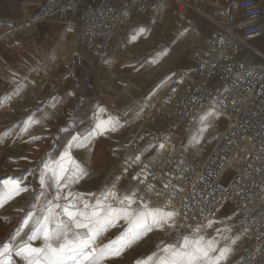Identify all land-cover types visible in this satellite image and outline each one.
Wrapping results in <instances>:
<instances>
[{
    "label": "built area",
    "instance_id": "1",
    "mask_svg": "<svg viewBox=\"0 0 264 264\" xmlns=\"http://www.w3.org/2000/svg\"><path fill=\"white\" fill-rule=\"evenodd\" d=\"M28 5L35 11V23L66 24L71 39L65 58L92 70L112 56V44L128 16L171 22L192 52L193 67L167 87L166 114L181 120L215 111L227 128L208 154L184 160L176 155L173 128L166 126L156 161L134 162L131 179L140 189L156 188L153 206H167L198 226L214 221L230 205L239 213L238 264H264V55L250 49L262 59L259 65L241 57L248 41L262 33L258 20L264 18V4L240 0L230 8L211 0H121L115 7L109 0H29ZM193 15L211 24L214 32L201 36ZM144 144L131 141L135 151ZM230 168L235 171L226 183ZM181 234L171 235L169 242L178 243Z\"/></svg>",
    "mask_w": 264,
    "mask_h": 264
},
{
    "label": "rangeland",
    "instance_id": "2",
    "mask_svg": "<svg viewBox=\"0 0 264 264\" xmlns=\"http://www.w3.org/2000/svg\"><path fill=\"white\" fill-rule=\"evenodd\" d=\"M28 2L29 0H0V30H4V32L0 34L1 42L3 39L11 37L14 33L26 34L30 32V30L34 28V24H46L35 23V11L33 8L29 7ZM141 19L143 20L144 18H140V21H134L130 27L128 24H124L122 22V26L124 27L119 28L123 29L121 30L122 33L117 32V39L114 42L118 51L117 54H119H116L108 60L98 64L101 65L102 69L100 74L96 73V76L90 78L88 81L80 79L78 86L80 94H83L82 98L84 99V104L77 117V121H75L74 124L73 122L68 124L67 134L69 140H71V137L74 135H78L81 138L88 136V133L93 130L95 124L100 121L96 120L94 117L96 109L100 106L104 107V113L101 120H108L109 117H112L113 119H123L124 117L121 116V112H125L127 109H130V107L122 97L118 96L119 93L122 92L123 87L132 83L134 85L132 89L136 93H140L139 90L141 89H147L148 91L145 92L146 94L143 95L142 98L145 99L149 105H155L152 107V109L155 108L154 117L149 115L147 121H150L149 126L153 125L154 119H156L159 124L156 126L153 125L149 130H143L137 137L138 139L143 140L144 143H147L146 146L150 144L148 149L152 144H155V157L153 156L154 160L148 159V162L154 163L156 161L155 158H157L156 155L159 153L160 149V144L158 142L160 136L166 126L171 124L170 120H172L167 118L164 110L166 109L165 103L169 87L164 92L163 87L167 85L169 86L174 81H177L180 78L181 73L191 70L193 63L191 60L192 52H188L187 48L186 51L181 50L183 47L181 49L179 48L182 45H184V47L186 46L185 43L182 42L179 44L178 48H176V51L170 56L171 59L174 56L175 60H169L166 65H164L165 62H155L152 66H150L144 58L145 55H148L155 49V41H161L160 31L163 26L167 25L176 36L177 33L172 29L168 22L157 23L152 18L147 17L146 19L151 23V25L147 30H143V35H140V27L142 23ZM69 34L71 37L70 32ZM125 35H128L127 37L129 39L131 38L130 35L133 37H136L137 35L139 36V39L133 44H129L127 42L128 38H126ZM70 39L66 42L61 53L64 58V53ZM121 54L126 60V65L124 67H120V60H118V56ZM188 63L190 66H188ZM108 86L113 87L117 93H109ZM136 93H134V95H136ZM116 95L118 97L116 102L117 107H114L111 105V102L114 101ZM157 100H159V102L156 106ZM133 104L134 106L136 105L135 103ZM163 106L164 109H162ZM156 110L160 112H156ZM137 114L140 116L142 115L139 113ZM72 115L74 116V111L70 110L69 116ZM195 118H197V121L199 120L197 124L195 123V131L197 130L196 136L194 141L189 140L186 146L181 145L180 150L178 151L177 149L176 155L180 159H189L195 153L208 154L217 144L227 128V121L225 120L220 127L218 126L220 115L217 112L212 111L195 115L192 118L172 120L174 122L171 124L173 132L178 128L181 123L180 121L194 124L196 121ZM123 120L126 122V119ZM132 127L134 128L133 125ZM127 128V131L129 132L130 125H128ZM127 131H123L122 133L120 132V135L117 131H109L104 135H100L98 138L96 135L86 147H74L70 150L73 159L76 160L77 158V160H80V165L87 172V175L83 176L78 183L71 185L70 190L74 195L80 194L82 199L84 198L91 202L90 205H95L97 199H103L101 194L107 192L108 190L115 191L122 197L125 195L124 193H127L130 191V188H132V192L136 193V202L132 204V209L141 208L143 203L148 204L150 207H155L152 204V195L156 192V188L151 185L146 189H140L133 183L130 176L131 167L134 163L133 161L136 160L135 157L139 156L140 159H142L143 155L149 156L150 152L148 151L147 154L136 153V155H134L135 152L133 151V148H131L132 145L128 144L126 140L129 133L135 134V132L130 131L128 133ZM174 135L177 144H179V140L183 139L182 136L176 132H174ZM125 142L128 144V146L125 145L128 149L125 157L121 158V151ZM194 145L198 146L200 150L197 149V147H194ZM33 146L31 143L29 144L27 139H16L12 142V146L5 149L7 152L10 150L15 152L13 155L14 161L12 163H6L5 165L7 168L11 166L14 169V171L12 170L13 172L7 174V176L12 177H8V180H15L13 178L23 174L15 172V169L22 165L20 160L26 158L25 155L28 156L29 149L34 151L35 147ZM190 146L194 147L191 151L189 148ZM38 148H40V145L36 146V149ZM54 151L55 147L53 153ZM16 159H18V161H16ZM43 161L44 158L38 161V170L42 167L41 165H43ZM60 164L61 163L57 162L56 164H51L49 165L48 170L59 172ZM63 166L66 167V163H63ZM115 167L118 168L122 174H126L130 180L124 179L120 172H116L114 170ZM233 170L235 171V168ZM234 171L230 176L226 177V183L231 181ZM117 177H119L118 180ZM20 179H22V176ZM0 181H2V178H0ZM45 183L49 185L46 190H44V187L42 189L38 187L35 191H32L31 189L30 192L28 190L21 193L19 192V194H14L11 198H6L3 202V206H0L2 207V209H0V246L5 244L12 245V264H26L22 258L15 255L16 248L23 247L25 243H29L33 247L42 246V240L29 241L28 237L37 226L36 220H42L43 217L47 215L46 209L49 202L59 203L61 205V209L69 202L63 199V196L67 194L69 189H58L55 179H47ZM117 183H121L123 185L122 191H120L117 187L113 188V185H116ZM10 187L11 186L4 188L5 194L8 192ZM126 188H128V190H126ZM58 191H60L61 195V199L59 201L55 199ZM29 198L32 199L31 204H34L35 210L33 207L31 210L29 209V203L25 204ZM110 203L115 204L116 202L112 200ZM168 209L169 208H166L165 210L172 211ZM234 212V215L231 216L232 220L226 222L219 220V216L221 215L220 213L216 219L212 221L213 224L210 228L204 227L207 224L204 226L192 224L186 218L181 216V214L179 215L176 212L178 214L176 216V226L173 227L171 231H160L157 230L158 228L154 227L151 231L142 234L138 239L131 242L123 250L120 256L105 257L100 260V264H136L138 260H146L148 257L152 256L153 253H156L157 256L153 257L152 264H159V260L165 255L161 250L166 245L171 244L169 242V237L171 235H178L180 233H183L181 234V237L190 235L197 227H201V232L199 233L200 235H204L206 239H214L217 241V249H230V251L226 254V259L221 260L220 264H238L239 258L237 254V247L239 241L235 233V228L236 222L239 218V213L235 210ZM29 214H34L33 218L29 221L30 224L24 225V221L28 218ZM64 219L66 220L67 218L64 217ZM127 228L128 225L123 220L118 221L114 227H108L97 237L95 241L96 248L100 249L110 241L116 240L122 233L126 232Z\"/></svg>",
    "mask_w": 264,
    "mask_h": 264
},
{
    "label": "crops",
    "instance_id": "3",
    "mask_svg": "<svg viewBox=\"0 0 264 264\" xmlns=\"http://www.w3.org/2000/svg\"><path fill=\"white\" fill-rule=\"evenodd\" d=\"M109 1L115 7L121 6V0ZM211 1L233 8L240 0ZM258 1L264 4V0ZM73 7L72 5V8ZM138 17L144 18L143 20L141 19L142 23L140 27L142 30V32L140 30V35H143V30H147L151 25L146 19L150 17L149 15H130L125 18L123 23L128 24L130 27L134 21H140ZM192 18L201 36L207 37L214 32V27L199 16L193 15ZM168 23L171 25L172 29L175 30L171 22L168 21ZM258 23L262 27L261 35L248 41L249 47H244L241 56L244 61H247L251 65H259L262 63V59L259 56L252 55L250 51L251 48L256 49L260 54L264 55V18L258 20ZM164 26L166 27L167 25ZM164 26L161 30L164 29ZM120 28H123L122 24ZM3 32L4 30H0V34ZM177 36L176 38H178ZM130 37L135 38L132 35H130ZM70 38L67 26L62 22H48L46 24H34V28H32L30 32L26 34L14 33L11 37L3 39L2 42L0 41V178H2V181H0V193H4V188L6 187L4 181L8 180L9 177L7 174L14 171L11 166L7 168L5 165L6 163H12L14 161L13 155L15 152L13 150L7 152L5 149L12 146V142L16 139H27L29 144L31 143L32 146L34 145L33 147H35L34 151L29 149L28 156L25 155L26 158L20 160L22 165L15 169V172L23 173L18 176L15 175L17 177L13 178L20 184L21 188L29 192L31 189L35 191L38 187L41 189L44 187V190H46L49 185L46 183L43 186L41 185V175L46 174L47 180L55 179L53 172L59 173L48 170V167L51 164H56V162L61 163V155L64 153L69 141L67 134L68 124L70 122L74 124V122L77 121V117L83 108L84 99L82 98L83 94H80L78 83L80 79L88 81L90 78L95 77L96 73L100 74L102 70L101 65H98L100 63H97L96 66H98H95L92 70L78 67L73 61L64 58L61 54V50ZM116 39L117 35L115 40ZM114 42L112 44L113 53L111 57L118 52ZM133 43L134 42L130 41L129 44ZM181 43L182 41L176 45V48H178ZM183 46L184 45L179 48L181 49ZM187 51L190 52L188 47ZM145 56V61L150 65V53ZM67 60H69L70 63H66ZM188 66H190L189 63ZM98 67L99 72L97 71ZM133 87L134 85L130 83L123 87L122 92L119 93L118 97H122L125 102H127L130 109L121 112V116L124 117L123 119H126V122L120 123L119 121L120 126L116 131L119 132L120 135V132L127 131V127L130 125V131H134L138 137L143 130H149L153 125L142 130L132 127V123L139 116L137 113L142 114L144 108L149 104L142 98L148 90L138 89L140 92L139 95H134ZM108 92L112 94L117 93L111 86H108ZM118 97L117 95L115 96L113 106L116 105L117 107L116 102ZM133 103L136 105L134 106ZM99 109L100 107L96 109L94 114L96 120H98ZM70 110L74 111V116H69ZM167 126L171 127L172 125L169 124ZM174 132H176V130H174ZM98 137L97 135V138ZM146 144L147 143H145L144 147L139 151L133 150L135 152L134 155H136V153L147 154L148 151L150 152L149 156L143 155L142 159L139 161H148V159H153L155 157V144H152L149 149L148 146L150 144L147 146ZM38 145H40V148L36 149ZM125 145L128 146V144L125 142L123 145L121 158L125 157L127 153L128 147H125ZM54 147L55 151L53 153ZM158 154L156 157H158ZM71 157L73 159L72 155ZM42 158H44L43 165H41L42 167L40 166L41 168L39 167L40 169L38 170L37 164ZM156 159L157 158H155V160ZM73 160L77 163L80 161L77 160V158ZM16 161H18V159H16ZM135 161L136 160L133 162ZM62 163H66V167L69 169L73 168V165L67 158ZM114 170L122 174L118 168L115 167ZM122 175L124 179H129L126 174ZM21 176L22 179H20ZM115 187L122 191L123 185L117 183ZM126 190H128V188H126ZM131 192L132 188L124 194H130ZM27 203H29L30 210L32 207L35 210L34 204H31V198L25 202V204ZM0 209H2V207H0ZM171 229L172 228L165 226L161 229L158 227L157 230L171 231Z\"/></svg>",
    "mask_w": 264,
    "mask_h": 264
},
{
    "label": "snow or ice",
    "instance_id": "4",
    "mask_svg": "<svg viewBox=\"0 0 264 264\" xmlns=\"http://www.w3.org/2000/svg\"><path fill=\"white\" fill-rule=\"evenodd\" d=\"M142 31V30H141ZM103 111V109H101ZM119 121L109 117L108 120H100L95 124L92 131L86 137L74 135L68 141L64 153L61 155L59 174L53 172L58 189H69L63 199L69 201L61 209L59 203L49 202L46 209L47 215L42 220H36L35 230L28 237L29 241L42 240L41 247H33L25 243L23 247L15 250V255L22 258L26 264H100V260L109 256H120L123 250L142 234L151 231L154 227L173 228L176 226V216L174 211H166L162 207H150L143 203L138 209H132V204L136 202V193L125 194L122 197L117 192L108 190L102 193L103 199H97L95 205L83 204V209L79 207L82 199L80 194H73L70 187L74 183L87 175L86 170L71 157L72 148L86 147L96 135H104L109 131H116ZM36 139V138H34ZM163 147V145H161ZM67 160L73 165L72 169L63 166V161ZM140 160L139 156L135 157ZM119 177H117V180ZM41 185L46 182V174L40 178ZM6 187L11 185L8 192L0 193V206L6 198H11L14 194H19L26 189L21 188L16 180H5ZM115 188V184L113 185ZM116 202L107 203L108 198ZM57 201L61 199L60 191L57 192ZM59 210V211H55ZM34 214H29L24 225H28ZM64 217L67 219L65 220ZM123 220L128 228L114 241H110L102 248L97 249L95 241L97 237L110 226ZM213 222L204 227H212ZM84 230V231H79ZM201 227H197L190 235L183 236L177 244H168L161 251L165 254L159 260V264H220L226 259V254L230 249H217V241L206 239L200 235ZM0 264H12V245L0 246ZM152 256L146 260L137 261L136 264H152Z\"/></svg>",
    "mask_w": 264,
    "mask_h": 264
},
{
    "label": "bare ground",
    "instance_id": "5",
    "mask_svg": "<svg viewBox=\"0 0 264 264\" xmlns=\"http://www.w3.org/2000/svg\"><path fill=\"white\" fill-rule=\"evenodd\" d=\"M124 27V26H123ZM168 26H166L163 30H161L160 31V36H161V41H159V42H157V41H155V43H156V45H155V49L153 50V51H151L150 52V55H151V57H149L150 58V61H149V63H150V66H152L155 62H160V63H163V62H165V64L164 65H166L167 63H168V61L169 60H175V58H174V56L172 57V59H171V54H173L175 51H176V45L178 44V43H180V39H178V38H176V35L169 29V28H167ZM121 30H123V29H119L118 30V32L119 33H122V31ZM159 31V30H158ZM128 35H125V37L126 38H128L127 37ZM139 36H136L135 38H128L127 39V42L128 43H130V41H132V42H135V41H137L139 38H138ZM141 38V37H140ZM186 45V44H185ZM63 49H64V46L62 47ZM61 48V49H62ZM186 48H187V45L184 47L183 46V49H181L182 51H186ZM63 49L61 50V51H63ZM62 53V52H61ZM183 53V52H182ZM146 57V56H145ZM118 60H120V62H121V64H120V67H124L125 65H126V60L123 58V55L121 54L120 56H118ZM66 62V61H65ZM66 63H70V61L69 60H67V62ZM176 66V65H175ZM97 71L99 72V67H98V69H97ZM115 74V73H114ZM167 87H168V85L167 86H164L163 87V92L164 91H166L167 90ZM134 93H136L135 91H134ZM136 95H139V93H136ZM158 102H159V100H157V102H156V106L158 105ZM111 105L113 106V102H111ZM155 105L153 104H151V105H147L145 108H144V110H143V113H142V115L140 116H138L135 120H134V122L132 123V125L134 126V128H138V129H144V128H146V127H151V126H149V123H150V121L148 122L147 121V118H148V116L150 115V116H152V117H154V113H155V108L154 109H152V107H154ZM114 107H116V105H114ZM104 107L103 106H100V111H99V114H98V120H101V118L103 117V113H104V110L103 111H101V109H103ZM158 108V107H157ZM162 109H164V106H163V108ZM165 110V109H164ZM158 110H156V112H157ZM158 112H160V111H158ZM208 112H212V111H208ZM165 114H166V110H165ZM202 114H204V113H202ZM110 115V114H109ZM166 116H167V118H169L170 119V117L166 114ZM199 116H201V115H199ZM156 117V116H155ZM133 118V117H132ZM154 119V118H153ZM216 119H218V118H216ZM195 122H194V124H189V123H187V122H184V121H180L181 123L179 124V126H178V128L176 129V133H178V134H180L181 136H182V138L184 139H182V140H179L178 138V140H179V144H177L176 143V148L178 149V151L180 150V147H181V145H183V146H186V144H188V141L189 140H193L194 141V138H195V136H196V131H195V126H196V124H197V122L199 121H197V118H195ZM225 119L220 115V119H219V127L221 126V124L222 123H224L223 121H224ZM118 121H120V123H123L125 120H123V119H121V118H119L118 119ZM171 121V124L172 123H174L172 120H170ZM226 121V120H225ZM196 123V124H195ZM217 123V122H216ZM159 123L157 122V120L156 119H154V123H153V125H158ZM217 126V125H216ZM217 126V127H218ZM187 130V131H186ZM136 135V133L134 134V133H129V135H128V137H127V140H126V142L128 143V144H130V142L132 141V140H134V139H136L137 138V135ZM98 136H100V135H98ZM179 137V136H178ZM184 141H185V143H184ZM194 147H197V149H199L200 150V148L198 147V146H196V145H194ZM194 147H189L190 148V151L194 148ZM186 159V158H185ZM150 163H152V162H150ZM234 168H230L229 170H228V172H227V174L225 175V178L226 177H228V176H230L231 174H232V172L234 171L233 170ZM115 192V191H114ZM113 199H112V197H109L108 198V201H107V203H110L111 201H112ZM84 203H88L89 205L91 204V202L90 201H88L87 199H81L80 201H79V204H80V206L79 207H81V209H83V204ZM162 208H164V209H166V208H168L167 206H164V207H162ZM168 210H171V209H168ZM173 211V210H172ZM175 212V211H174ZM177 212V211H176ZM178 213V212H177ZM221 213V215L219 216V220L220 221H222V222H226V221H231L232 219V217L231 216H233L234 215V209L233 208H231V206L230 205H226L225 207H223L220 211H219V213H218V215ZM179 215H180V213H178ZM217 215V216H218ZM182 216V215H181ZM216 216V217H217ZM216 219V218H215ZM214 219V220H215ZM204 226V225H203ZM155 228H158V227H155ZM159 229H161V228H159ZM238 254V253H237ZM238 258H239V255H238Z\"/></svg>",
    "mask_w": 264,
    "mask_h": 264
}]
</instances>
